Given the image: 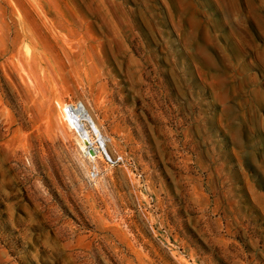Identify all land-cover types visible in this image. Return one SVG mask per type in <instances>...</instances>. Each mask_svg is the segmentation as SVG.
Segmentation results:
<instances>
[{
    "label": "rangeland",
    "instance_id": "obj_1",
    "mask_svg": "<svg viewBox=\"0 0 264 264\" xmlns=\"http://www.w3.org/2000/svg\"><path fill=\"white\" fill-rule=\"evenodd\" d=\"M0 264H264V0H0Z\"/></svg>",
    "mask_w": 264,
    "mask_h": 264
},
{
    "label": "bare ground",
    "instance_id": "obj_2",
    "mask_svg": "<svg viewBox=\"0 0 264 264\" xmlns=\"http://www.w3.org/2000/svg\"><path fill=\"white\" fill-rule=\"evenodd\" d=\"M62 111L66 125H68L69 128H71L77 134L80 140V146L82 149H84V152L87 150L88 159H95L98 157V154H102L103 152L109 157L105 148L106 145L98 129V126L82 103L68 106L64 105L62 106ZM87 129H90V131ZM88 131L96 139H98L97 141L100 143H97L96 139L95 141H93L94 139L91 140V136Z\"/></svg>",
    "mask_w": 264,
    "mask_h": 264
},
{
    "label": "built area",
    "instance_id": "obj_3",
    "mask_svg": "<svg viewBox=\"0 0 264 264\" xmlns=\"http://www.w3.org/2000/svg\"><path fill=\"white\" fill-rule=\"evenodd\" d=\"M104 157H105L107 163H111V160L107 155L104 154Z\"/></svg>",
    "mask_w": 264,
    "mask_h": 264
}]
</instances>
